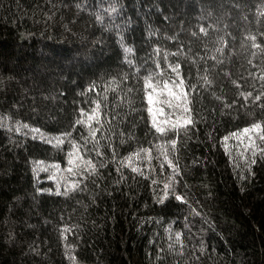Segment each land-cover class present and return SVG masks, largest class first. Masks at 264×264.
I'll use <instances>...</instances> for the list:
<instances>
[{
    "label": "trees",
    "instance_id": "obj_1",
    "mask_svg": "<svg viewBox=\"0 0 264 264\" xmlns=\"http://www.w3.org/2000/svg\"><path fill=\"white\" fill-rule=\"evenodd\" d=\"M262 12L264 0H0V264H264V131L230 148L264 129ZM169 63L192 123L162 135L145 77L162 85Z\"/></svg>",
    "mask_w": 264,
    "mask_h": 264
},
{
    "label": "snow or ice",
    "instance_id": "obj_2",
    "mask_svg": "<svg viewBox=\"0 0 264 264\" xmlns=\"http://www.w3.org/2000/svg\"><path fill=\"white\" fill-rule=\"evenodd\" d=\"M112 11L114 12L115 8H113ZM261 14L264 15V12H262ZM98 19H99V17H98ZM200 31L206 33V29L203 26L200 27ZM193 35H196V33H193ZM251 40L253 42V47H260L258 44H256V37L255 36H252ZM124 51H125V54H126V57H127V55L132 52V49L131 48H125ZM216 51L217 52H221L222 48H217ZM169 55H170V53H164V60L165 61H167ZM176 55H179V53H176ZM156 56H157V61H159V59H160V57H159V49L156 50ZM213 59H215V57H213ZM127 62L129 64H132L131 60H128ZM156 66L157 67L160 66L159 62H157ZM169 68L171 69V74L169 75V79L168 80H164L163 81L161 90L162 91H167L168 95L170 97H172V100L168 101L170 107L179 109L180 111L186 113V112H188L190 110L186 106L187 105V93L184 90V80L181 78L180 64L177 63V64L173 65V64L169 63ZM157 75L163 77L164 73H158ZM173 75L176 78L177 82L174 84V86L172 88H170L169 87V82L172 80ZM202 79L204 80L205 84H209L210 83V81L208 80L207 76L202 77ZM261 79L264 80V76H262ZM112 83H115V79H113ZM145 85L147 87H153V85L151 84V76H146L145 77ZM190 86L191 87H195L194 85H190ZM157 87H160V85H157ZM154 91H155V89H154ZM243 95L245 96V99H247L248 97H251L253 94L251 92H248V93H243ZM147 99H148L149 105H152L153 102H154L153 101V95L152 94H148ZM254 99L256 101H261L262 105H264V90H262L259 94L255 95ZM148 111L151 114V113L154 112V109L152 107H149ZM155 111H159V109H156ZM92 119H94V116H89L87 118V121L86 120H82V119H77L75 121V123L78 124V125L79 124H84V123L90 122ZM191 123H192L191 118L190 117H184V116L179 117L176 121L165 120V121L159 122V123L157 122V119H156L155 115H153V117H152V125H153V127L155 128L157 133H161L162 135H166L169 131L176 130L181 124H191ZM254 130L264 131V129H262L261 124H257V123L252 124L250 128H245L243 131H244L245 134H247V133L252 132ZM89 133H90V136H94L95 135V133H94L93 129L91 128V126H89ZM67 135H70V133H68ZM261 139H264V136H262ZM56 142H57V145H59L60 143H62V139L61 138H56ZM171 144L173 146H175L176 141L172 140ZM72 147H73L74 150H76V145L75 144H73ZM257 151H259L260 155L262 157H264V150H261V149H258V148L256 149V151L253 152V156L256 155ZM73 155H74V153H69V160H68L69 165H73V163H74V161L72 159ZM165 159H167L166 155H165ZM88 163L90 164V162H88ZM169 163H171V162L169 161ZM252 163H255V160H252ZM90 167H91V170L94 172L95 171V166L94 165H90ZM72 170H73L72 168L69 169V171H72ZM133 171H137V169L133 168ZM174 171H175V169H174ZM170 189H171V184H167L166 183L165 184L164 194L162 196L161 195L157 196L158 200L161 203H163L164 200L169 195V190ZM65 194H67V193H65ZM175 199L182 200L183 197L180 196V195H176ZM179 235L180 234L177 233V237H179ZM70 259H71V257H70Z\"/></svg>",
    "mask_w": 264,
    "mask_h": 264
},
{
    "label": "rangeland",
    "instance_id": "obj_3",
    "mask_svg": "<svg viewBox=\"0 0 264 264\" xmlns=\"http://www.w3.org/2000/svg\"><path fill=\"white\" fill-rule=\"evenodd\" d=\"M151 84L153 85V87L146 86V89H147L146 97H148V94H152L153 101H154L152 105H149L148 99H147V104H148L147 108L152 107L154 109V112L151 114L148 111L151 122H152L153 115L156 116L158 123L163 122L165 120L176 121L181 116L190 117L189 111L185 113V112L180 111L179 109L169 106L168 101L172 100V97L168 95L167 91L161 90L162 85L160 83L151 81ZM157 85H160V87H157ZM156 109H159V111H155ZM243 134H245L244 131L237 133L235 134V136H233L234 139L230 143V148L232 147L241 148V147H245L248 144L246 137L245 136L243 137ZM49 170L62 174V169H60V167H58L57 165L50 164Z\"/></svg>",
    "mask_w": 264,
    "mask_h": 264
}]
</instances>
